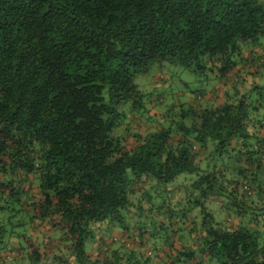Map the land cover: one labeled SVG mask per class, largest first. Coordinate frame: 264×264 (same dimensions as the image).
I'll return each instance as SVG.
<instances>
[{
	"label": "trees",
	"instance_id": "16d2710c",
	"mask_svg": "<svg viewBox=\"0 0 264 264\" xmlns=\"http://www.w3.org/2000/svg\"><path fill=\"white\" fill-rule=\"evenodd\" d=\"M263 40L264 0H0V264H264Z\"/></svg>",
	"mask_w": 264,
	"mask_h": 264
},
{
	"label": "rangeland",
	"instance_id": "374dc122",
	"mask_svg": "<svg viewBox=\"0 0 264 264\" xmlns=\"http://www.w3.org/2000/svg\"><path fill=\"white\" fill-rule=\"evenodd\" d=\"M259 52L264 54V40L262 41V46L260 47ZM162 75L164 76V78H162ZM215 76L216 75L209 73L205 75L198 74L193 70L183 68L178 65L164 63L162 66L154 65L151 68L150 72L146 75H138L136 78V84L140 87L141 90L151 92V88H150L151 85L154 86L157 84V82L158 84L163 83L165 85V83H167V81H169L170 79L171 80L170 91L172 92V94H175L180 99L191 100L195 98V95L198 94V92L204 89L209 90V93L206 94V96L208 97L209 94L213 95V93H211V90L216 89L218 84L223 87V85L227 81H223L219 78H216ZM159 88L162 89L163 86L161 85L159 86ZM218 92L221 94V91ZM153 98H154L153 102L147 105L148 110L152 114L157 113L161 109H162L161 112H164L167 109V106H170L168 104H171V100L169 96L165 97L164 100L166 104L162 106L161 105L158 106L156 103L157 98H160V95L158 93H156L155 96H153ZM135 123H133V128L152 129L156 127L155 122H151L149 120L147 121L146 118H142ZM181 178L184 179L183 176ZM182 179L179 181H182ZM210 209L214 212L215 217L218 221L225 222V220L228 219L231 221L238 222L237 219H235L236 216H234L233 212H227L224 209H220L218 204L211 203ZM231 221L229 222V224L231 223ZM247 224L248 226H250V223ZM253 227L255 228V230H258L260 232V237H261L260 241L264 242V220H260L258 225H253ZM14 242L16 241L14 240ZM23 246H25V243H23ZM71 260L74 261V258Z\"/></svg>",
	"mask_w": 264,
	"mask_h": 264
},
{
	"label": "crops",
	"instance_id": "0c3cea01",
	"mask_svg": "<svg viewBox=\"0 0 264 264\" xmlns=\"http://www.w3.org/2000/svg\"><path fill=\"white\" fill-rule=\"evenodd\" d=\"M233 81L231 80L230 83H232ZM219 89V90H217ZM222 87L218 84V86L216 87V89L214 90H211V93H213V95L209 94L208 97L205 96L204 99L201 98V101L200 103L204 104V105H207V106H218V105H221L222 101H223V91L221 90ZM217 90V91H216ZM218 91H221V94L218 92ZM209 92V91H208ZM204 100V101H203ZM203 101V102H202ZM121 233V231L116 228V227H112L110 228V230L106 233V237H109L111 235H119ZM19 247V246H17ZM97 247H95L96 249ZM139 251L142 252L143 254L145 255H148V257H152V261H151V264L153 263H157V264H162L163 262H161L160 258L157 257V256H161V259L163 258V254L160 252L159 254H154V252L152 251V248H151V245H147V247H143V248H140L138 247ZM91 250V249H89ZM95 250H93L94 252ZM103 251V250H102ZM92 252V253H93ZM99 253L101 252H98V253H93L95 256L98 255ZM147 257V258H148ZM73 259V258H72ZM154 259V260H153ZM75 260V259H74ZM72 261V260H71ZM153 262V263H152Z\"/></svg>",
	"mask_w": 264,
	"mask_h": 264
},
{
	"label": "built area",
	"instance_id": "2783aa9c",
	"mask_svg": "<svg viewBox=\"0 0 264 264\" xmlns=\"http://www.w3.org/2000/svg\"><path fill=\"white\" fill-rule=\"evenodd\" d=\"M244 190L248 191V192L250 191V188H249V186L247 184H245Z\"/></svg>",
	"mask_w": 264,
	"mask_h": 264
}]
</instances>
